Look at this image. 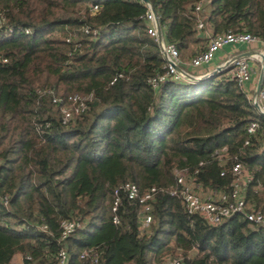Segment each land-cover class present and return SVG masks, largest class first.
Instances as JSON below:
<instances>
[{
  "label": "trees",
  "instance_id": "trees-1",
  "mask_svg": "<svg viewBox=\"0 0 264 264\" xmlns=\"http://www.w3.org/2000/svg\"><path fill=\"white\" fill-rule=\"evenodd\" d=\"M150 1L184 60L207 48L200 20L214 34L256 35L264 52V0H210L200 12L201 0ZM147 11L142 0H0V264H57L62 248L71 264L94 253L100 264H264L263 227L240 214L211 225L171 194L185 170L205 189L229 190L240 161L247 199L264 210V115L253 91L233 66L154 89L148 80L166 60ZM75 93L95 99L65 124ZM126 182L156 188L147 229L126 194L113 222L114 191ZM73 220L80 226L63 240Z\"/></svg>",
  "mask_w": 264,
  "mask_h": 264
},
{
  "label": "built area",
  "instance_id": "built-area-1",
  "mask_svg": "<svg viewBox=\"0 0 264 264\" xmlns=\"http://www.w3.org/2000/svg\"><path fill=\"white\" fill-rule=\"evenodd\" d=\"M142 1L148 8L146 15L148 33L159 43L166 60L164 71L148 80L149 84L154 89L158 90L161 86L169 81H188L193 80L191 78L193 76L200 77L210 73L207 72L202 75H194L191 73V69L203 67L210 63L216 54L228 45H236L238 43H245L249 45L260 44V38L251 33H218L209 36L208 39H210V41L206 50L199 52L189 60H184L178 47L175 44L165 40L163 30V38L160 39L158 28L160 24V22L158 23L159 18L155 13L152 4L147 3L144 0ZM209 1L210 0L199 1L195 5V10L197 12L202 11ZM99 8L100 7L98 4L93 5V10H99ZM4 22L5 16L0 12V27L3 26ZM198 28L199 30L206 31V25L203 20L199 21ZM12 32V28L7 30L8 34H11ZM85 32L90 33L91 31L86 29ZM92 34L97 36V31L93 30ZM262 53L264 52L261 49L259 51H255L249 57L232 58L229 60L230 64L227 67L233 66L232 73L236 82L241 87H246L252 80L255 73H261L264 66ZM250 59L258 64L257 67L252 66ZM0 61L7 62L8 59L0 54ZM120 76L122 75L120 74ZM116 80L117 77L113 79L112 83H114ZM94 99L95 96L93 93L88 95H82L79 93L73 94L68 104H66L62 109L63 123H69L77 116L87 111ZM53 101L58 103L60 99L55 97ZM252 103L258 112L264 115V83L261 87L260 93L258 95H253ZM259 126L260 124L258 120L255 119L251 121L248 126L249 134H255ZM231 171L233 176L231 188L225 191L205 189L197 182L195 176H189L186 170L178 171L176 181L177 184L172 189L171 194L179 197L182 200L189 215H199L211 225H220L231 217L240 214L246 218L252 227L264 228V210L254 208L253 204L247 199L246 188L250 183L251 178L245 172L243 163L240 161L235 162L232 165ZM225 174L226 171L224 170L222 175L224 176ZM123 194H126L130 200H136L141 204L142 227L144 229L149 228L153 221L152 202L155 199L156 188L151 187L142 192L139 186L133 182H126L116 187L112 206L113 212L115 213L113 216V222L116 224L120 223V218L117 215V212L122 205ZM79 226L80 223L76 220L64 221L61 238L63 240L68 238ZM88 256L90 257L89 252L84 251L81 255V258H86ZM57 264H71V255L66 248H62L58 252ZM90 264H100L97 253L92 255ZM164 264H183V262L179 257H169L165 260Z\"/></svg>",
  "mask_w": 264,
  "mask_h": 264
},
{
  "label": "crops",
  "instance_id": "crops-1",
  "mask_svg": "<svg viewBox=\"0 0 264 264\" xmlns=\"http://www.w3.org/2000/svg\"><path fill=\"white\" fill-rule=\"evenodd\" d=\"M203 33L205 35L204 39H207V43L205 44L207 46L210 41V39H208L209 36L214 35V33L209 26L206 28V31H204ZM259 50H261V48L259 47L258 44L249 45L245 43H238L236 45H228L224 47L222 50H220L210 63L206 64L203 67L191 69V73H193L194 75H202L207 72H212L215 69H217V67L223 64H226L230 59H232L233 57L239 54L249 52V51H259ZM244 57H249V56H244ZM250 62L253 67L254 66L257 67L258 64H256L253 60L250 59ZM259 76H260V73H255L253 75L252 80L248 83V87L249 89H251V91H253V95L255 94Z\"/></svg>",
  "mask_w": 264,
  "mask_h": 264
},
{
  "label": "water",
  "instance_id": "water-1",
  "mask_svg": "<svg viewBox=\"0 0 264 264\" xmlns=\"http://www.w3.org/2000/svg\"><path fill=\"white\" fill-rule=\"evenodd\" d=\"M144 1L147 2V3H151L150 0H144ZM154 11H155V10H154ZM155 13H156V12H155ZM158 23H159V21H158ZM158 28H159V36H160V39H162V38H163V32H162V27H161L160 24H159ZM254 52H255V51L245 52V53L239 54V55H237V56H235V57H233V58H240V57H244V56H250V55H252ZM262 60H263V64H264V53H262ZM229 64H230V63H229V61H228L226 64L217 67V69H215L214 71H212V72H210V73H208V74L202 75V76H200V77H194V76H193V77H191V78H192L193 80H202V79H206V78H208V77H210V76H212V75H214V74H216V73L222 71V70L225 69ZM263 83H264V66H263V68H262V71H261V73H260V76H259V79H258V82H257V86H256V90H255V95H258V94L260 93V90H261V87H262Z\"/></svg>",
  "mask_w": 264,
  "mask_h": 264
},
{
  "label": "rangeland",
  "instance_id": "rangeland-1",
  "mask_svg": "<svg viewBox=\"0 0 264 264\" xmlns=\"http://www.w3.org/2000/svg\"><path fill=\"white\" fill-rule=\"evenodd\" d=\"M207 43V39H203V44ZM234 56V55H233ZM231 57V56H230ZM16 264H23L22 258L20 256L16 257L15 259Z\"/></svg>",
  "mask_w": 264,
  "mask_h": 264
}]
</instances>
